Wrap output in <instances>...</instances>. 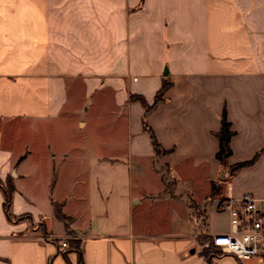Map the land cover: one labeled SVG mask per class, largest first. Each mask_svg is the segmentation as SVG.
I'll list each match as a JSON object with an SVG mask.
<instances>
[{"label":"crops","instance_id":"crops-1","mask_svg":"<svg viewBox=\"0 0 264 264\" xmlns=\"http://www.w3.org/2000/svg\"><path fill=\"white\" fill-rule=\"evenodd\" d=\"M164 81L157 155L136 97ZM244 193L264 196V0H0V264H264L200 241Z\"/></svg>","mask_w":264,"mask_h":264},{"label":"built area","instance_id":"built-area-1","mask_svg":"<svg viewBox=\"0 0 264 264\" xmlns=\"http://www.w3.org/2000/svg\"><path fill=\"white\" fill-rule=\"evenodd\" d=\"M217 208L229 216V230L210 236L220 253L238 260L264 258V196L244 193L218 201ZM59 244L62 248L67 246L66 240Z\"/></svg>","mask_w":264,"mask_h":264},{"label":"trees","instance_id":"trees-1","mask_svg":"<svg viewBox=\"0 0 264 264\" xmlns=\"http://www.w3.org/2000/svg\"><path fill=\"white\" fill-rule=\"evenodd\" d=\"M168 86H169V83L164 81L160 90L157 92L155 99H154V102L151 106L146 105L143 98L136 97V99L139 100L145 107V113L142 117L143 128L149 133L151 141H152V145H153L157 155L164 154V153H166V151L163 150L159 146V144L157 143L152 131L146 126L145 118L148 115V113H150L151 110H153V108L162 101V95ZM232 135H233V131H231V129H230V124L226 119L225 110H223L222 116H221V127H220L219 132L217 133L219 146H218V151L216 153V158L221 163H224L226 158H228L231 154V150L229 147V141H230V138ZM251 162L252 161L242 162V163H238V164L232 166V168H231L232 172H234L235 170H237L238 168H240L244 165L250 164ZM13 190H14V187L11 184H7L6 187L4 188L3 208H4V211L8 217H10L9 206H10L11 195H12ZM218 191H219L218 186L215 185L214 183H211L212 194L214 195V194L218 193ZM191 207L198 208V206H196L193 203H191ZM53 210H54V214H55L56 218L58 220H60L61 222H63V224L65 225V228H68L69 219L61 212L60 206L58 204L53 203ZM67 233H69L68 230H67ZM200 241L202 244L207 245L205 248V251H204L206 254H221L219 249L212 244V240L210 237H203L200 239ZM73 243H75L73 248L75 250H78V245L76 244L77 242L73 241Z\"/></svg>","mask_w":264,"mask_h":264},{"label":"rangeland","instance_id":"rangeland-1","mask_svg":"<svg viewBox=\"0 0 264 264\" xmlns=\"http://www.w3.org/2000/svg\"><path fill=\"white\" fill-rule=\"evenodd\" d=\"M75 137V136H74ZM78 140V138H74L73 139V141H77ZM168 181V185H167V188L168 189H171V185H170V179H168V178H166ZM183 185H185V184H181L179 187H178V189L180 190V189H182L183 187ZM186 186V185H185ZM177 189V190H178ZM201 194H202V191H197V192H194V194H193V199L194 200H196V201H199L200 199H201ZM218 201H219V199L217 200V202L215 203V209L217 208V203H218ZM211 204L209 203L208 204V207L210 206ZM218 212H222V211H219L218 210V208L216 209ZM193 212L195 213L194 215H195V217L197 218V223L199 224V226H200V229H202V228H205V224H206V214H205V211H203L202 209H201V206L199 205L198 206V208H194L193 209ZM223 213H226V212H223ZM227 214V213H226ZM153 221H154V223L156 224V225H159L161 228H164V229H166V228H168V227H170V225L172 224V223H169V220L168 219H166V218H164V217H162L160 220L159 219H153ZM185 223H189V222H186L185 221ZM190 224V223H189ZM216 226H217V228H218V230H221L220 231V233H225V232H227L228 230H229V223H228V225H227V223L225 222V220L223 219V218H219L218 220H217V222H216ZM66 240V239H65Z\"/></svg>","mask_w":264,"mask_h":264}]
</instances>
